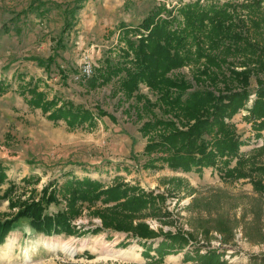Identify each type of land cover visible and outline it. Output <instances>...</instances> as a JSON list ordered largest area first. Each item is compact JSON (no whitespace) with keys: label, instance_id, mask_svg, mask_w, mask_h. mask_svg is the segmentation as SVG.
<instances>
[{"label":"rangeland","instance_id":"374dc122","mask_svg":"<svg viewBox=\"0 0 264 264\" xmlns=\"http://www.w3.org/2000/svg\"><path fill=\"white\" fill-rule=\"evenodd\" d=\"M73 1L0 0V78L11 85V90L0 99V163L7 169L0 198L8 190H12L13 200L38 198L46 186L54 184L60 188L73 178L89 177L104 186L123 180L166 196L164 209L170 216L162 219L164 223L145 219L152 229L164 232L181 229L185 233L196 229L200 244L223 252L226 264H251L254 256H263L264 195L255 193L248 180H221L215 169L201 173L175 172L167 167L144 169L148 159L144 155L147 138L140 133L143 121L130 108L135 100L125 101L122 92L114 94L118 80L87 91L86 82L81 84L75 79L87 62L94 63L96 68L109 52L116 55L121 22L137 26L155 5L162 3L172 8L189 0H85L83 9L76 14L77 23L64 34L65 10L73 6ZM59 38L63 39V45L55 49ZM50 56H55L56 65L49 72L31 60L38 57L46 61ZM19 74L24 76V82L41 80L40 90L50 99L57 96L71 100L94 112L99 106L109 116L97 119L92 128L86 126L73 131L64 121H49L41 110L30 109L19 95ZM172 74L186 75L192 80L190 67ZM256 87L253 79L252 88ZM140 92L156 100L145 84L140 85ZM250 100L251 97L247 108L252 106ZM155 112L160 114L158 109ZM247 115L243 109L232 119L245 142L241 148L243 155H251L263 146L257 145L263 139L256 137ZM144 118L149 117L144 115ZM178 179L183 182L181 187ZM9 204L8 199L0 200V219L17 212ZM64 210L66 203L60 200L59 204L49 205L46 213L54 215ZM221 222L233 227V239L228 244H222L223 235L214 229ZM72 223L81 235L47 236L34 231L29 220H21L0 245V264L150 262L145 257V246L138 239L113 231L91 232L101 227L102 222L91 215L87 205ZM201 226L212 228L209 238L201 233ZM183 258V253L170 255L163 264H184Z\"/></svg>","mask_w":264,"mask_h":264},{"label":"trees","instance_id":"16d2710c","mask_svg":"<svg viewBox=\"0 0 264 264\" xmlns=\"http://www.w3.org/2000/svg\"><path fill=\"white\" fill-rule=\"evenodd\" d=\"M84 1L74 0L73 6L66 8L62 33L73 29ZM118 29L116 55L109 52L100 60L84 87L94 91L118 80L114 94L122 92L125 101L135 100L130 108L143 121L140 133L147 138L144 155L148 159L143 168L167 167L183 173L215 169L221 180H248L254 192L263 196L264 143L251 155L241 154L245 142L232 119L246 109V120L264 142V0H189L172 8L159 3L137 26L121 22ZM62 40L55 41V49L62 47ZM31 60L47 72L56 65L55 56L46 61L38 57ZM185 67L191 68L192 80L172 74ZM17 79L18 93L30 109L41 110L49 121H64L71 131L92 128L97 119L109 116L99 106L94 112L71 100L50 99L40 90L41 80L24 82L20 74ZM141 84L155 94V101L140 92ZM10 90L7 80L0 78V99ZM253 94V104L247 108ZM144 115L149 118L145 120ZM6 170L0 163V188L6 183ZM177 184L181 187L182 180ZM57 187L50 184L40 197L25 201L11 199L12 190L0 198L8 199L10 208L17 209L14 215L0 219V245L24 219L34 231L47 236L81 235L72 222L87 205L91 215L102 222L91 232L113 231L138 239L150 259L146 264H163L167 256L181 253L184 264H226L223 252L200 244L196 229L193 233L181 229L164 232L145 222L154 218L164 223L162 219L170 216L164 209L166 196L162 193L123 180L104 186L89 177L73 178ZM60 200L67 210L47 214V207ZM207 227L199 229L205 238L212 230ZM214 229L223 235L222 244L232 241L231 225L221 222ZM251 264H264V255L254 256Z\"/></svg>","mask_w":264,"mask_h":264},{"label":"built area","instance_id":"2783aa9c","mask_svg":"<svg viewBox=\"0 0 264 264\" xmlns=\"http://www.w3.org/2000/svg\"><path fill=\"white\" fill-rule=\"evenodd\" d=\"M94 65H95L94 63L87 62V65L84 66V68L82 69L80 75L75 77L76 81H78L79 83L86 82V80L89 79L93 75V71H94V68H95ZM254 97H255L254 95L251 96V100L249 102V106L252 105ZM257 143H258L257 145L260 146V145L263 144V140H259Z\"/></svg>","mask_w":264,"mask_h":264}]
</instances>
